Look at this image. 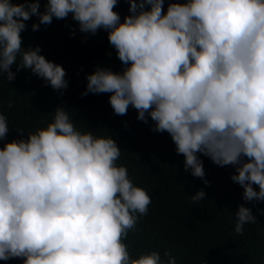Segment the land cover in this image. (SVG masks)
Returning a JSON list of instances; mask_svg holds the SVG:
<instances>
[{"label":"clouds","instance_id":"obj_1","mask_svg":"<svg viewBox=\"0 0 264 264\" xmlns=\"http://www.w3.org/2000/svg\"><path fill=\"white\" fill-rule=\"evenodd\" d=\"M130 0L121 21L118 0H0V73L30 70L53 89L68 87L65 68L26 48L21 33L32 16L41 24L71 15L84 33L108 32L125 66L97 67L88 93H111L118 115L129 106L137 119L170 134L185 170L203 178L198 153L223 167L245 201H264V0ZM150 6V7H149ZM74 34V33H73ZM19 58V62H18ZM12 106L11 102L8 104ZM23 133V130H18ZM9 132L0 112V139ZM121 148L110 136L82 132L64 107L46 127L0 148V260L23 264H177L159 250L130 255L125 239L152 196L117 164ZM245 157L247 160H245ZM205 183H208L205 180ZM258 185L257 191L253 185ZM203 189L191 195L204 200ZM234 231L256 223L249 207L235 213Z\"/></svg>","mask_w":264,"mask_h":264},{"label":"trees","instance_id":"obj_2","mask_svg":"<svg viewBox=\"0 0 264 264\" xmlns=\"http://www.w3.org/2000/svg\"><path fill=\"white\" fill-rule=\"evenodd\" d=\"M46 2L40 0V11ZM170 2L185 0H165V13ZM129 7L130 0H118L114 10L120 13L121 21L131 14ZM38 22L36 16L26 21L22 43L26 48L39 46L48 60L62 65L68 87L55 90L30 70L17 71L16 64L12 66L16 73L12 81L6 80V73H0V112L7 116L9 125L0 148L46 127L56 108L64 107L82 132L111 135L122 150L117 164L126 165L133 182L152 196L147 215L139 218L125 239L130 255L138 257L155 249L164 259L168 251L177 258V264H264V201L243 199V187L231 179L236 174L235 166L221 167L198 153L205 176H193L191 170H185V157L177 153L170 134L155 131L150 117L147 123L137 119L138 110L131 105L126 114H116L109 102L111 93L82 95L87 75L97 67L116 72L125 67L106 30L81 32L71 15L54 17L51 24L33 30L32 24ZM253 187L259 190L258 185ZM201 189L206 193L204 200L193 204L190 196ZM241 204L257 218L256 223L245 224L242 235L234 231L235 213ZM0 264H23V258L0 260Z\"/></svg>","mask_w":264,"mask_h":264}]
</instances>
